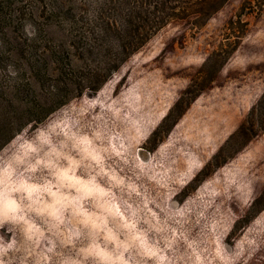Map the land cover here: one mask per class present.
I'll use <instances>...</instances> for the list:
<instances>
[{
	"label": "rangeland",
	"instance_id": "374dc122",
	"mask_svg": "<svg viewBox=\"0 0 264 264\" xmlns=\"http://www.w3.org/2000/svg\"><path fill=\"white\" fill-rule=\"evenodd\" d=\"M94 1L0 0V264H264V132L231 137L264 92V61L248 62L264 1L226 0L113 57L115 38L88 28ZM150 43L135 82L157 97L130 115ZM226 98L234 116L213 129L206 112ZM239 172L237 200L211 204Z\"/></svg>",
	"mask_w": 264,
	"mask_h": 264
},
{
	"label": "trees",
	"instance_id": "16d2710c",
	"mask_svg": "<svg viewBox=\"0 0 264 264\" xmlns=\"http://www.w3.org/2000/svg\"><path fill=\"white\" fill-rule=\"evenodd\" d=\"M225 1L226 0H194L190 2V4L183 3V5L179 6L177 0H97L88 3V28L102 43H106L110 39L115 38L113 46H109L106 55L107 53L110 54L111 57L126 53L128 55L130 51H134L141 46L146 39L150 37L151 33L160 29L164 25L170 22H179L196 15L201 16L206 20L218 10ZM256 1L258 0H244L241 9L243 10L246 5L252 7L253 3ZM229 22L232 21L230 20ZM169 34L170 33L165 31L156 37L158 38L159 47L170 36ZM250 43L252 44V48L248 62L257 63L259 61H264V43L257 40H252ZM159 47H152L150 43L147 46V49L144 50L145 54L143 57L133 59V62L138 67L128 78V82L132 84V87L129 90L127 97H124L123 112L139 116L141 113H144V110H146L153 101L156 100L157 94H153V88L150 85L144 83L142 80L135 81L138 76H142V72L146 73L152 68L151 61ZM210 60L211 58H208L206 63L207 61L209 63ZM203 65H205V63ZM201 70H203V66L201 67ZM201 70L196 76L202 74ZM126 71L127 68H124L121 75L124 76L123 74ZM172 71L171 68L167 73L166 71H163V75L167 76L171 74ZM153 73L154 72H150L146 75H152ZM153 76L155 77V75ZM195 78L190 81L188 88L184 92L185 96L189 94L191 96L185 99V101L183 96H181L174 105V108H177L182 102L185 105H188L193 99L192 93L194 92H192L191 89L197 85V83L194 84ZM201 78L205 80L204 77ZM199 83H202V81L200 80ZM114 86L115 84L111 86V88ZM256 105V107L253 106L249 110L248 115L239 124L231 137L239 136L249 140L255 135L264 132V92ZM91 108V112L93 113L101 114L102 112V109L97 103H93ZM174 108L169 110L152 133L154 136L170 118L171 112H173ZM206 114L208 115L207 121L209 122L210 120L211 128H219L224 124L223 117L230 118L234 116V105H232V103L228 101V98H226V100L222 102V105L220 103L209 108ZM177 117L178 115L171 121L165 132H167L171 125L175 123ZM101 123L103 124L102 120L99 124ZM234 174H236V176L230 177L229 179L222 178V189L220 192L211 195V204L216 200L222 199L230 202H235L237 200L236 194L239 192L242 181L245 180L246 175L244 172Z\"/></svg>",
	"mask_w": 264,
	"mask_h": 264
}]
</instances>
